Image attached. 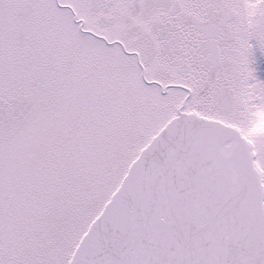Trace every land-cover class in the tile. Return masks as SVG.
<instances>
[{
    "label": "snow or ice",
    "instance_id": "6c2138e0",
    "mask_svg": "<svg viewBox=\"0 0 264 264\" xmlns=\"http://www.w3.org/2000/svg\"><path fill=\"white\" fill-rule=\"evenodd\" d=\"M0 264H264V0H0Z\"/></svg>",
    "mask_w": 264,
    "mask_h": 264
}]
</instances>
